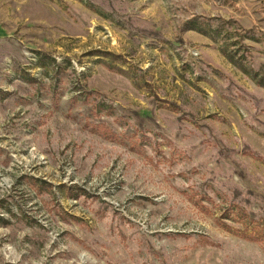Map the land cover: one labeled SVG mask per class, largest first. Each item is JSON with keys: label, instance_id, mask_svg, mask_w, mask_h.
I'll return each mask as SVG.
<instances>
[{"label": "rangeland", "instance_id": "1", "mask_svg": "<svg viewBox=\"0 0 264 264\" xmlns=\"http://www.w3.org/2000/svg\"><path fill=\"white\" fill-rule=\"evenodd\" d=\"M0 264H264V0H0Z\"/></svg>", "mask_w": 264, "mask_h": 264}]
</instances>
